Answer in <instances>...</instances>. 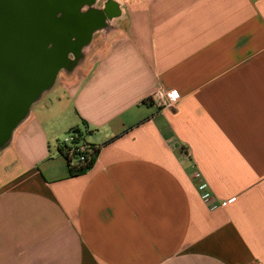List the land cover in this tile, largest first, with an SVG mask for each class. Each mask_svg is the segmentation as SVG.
<instances>
[{
    "label": "crops",
    "instance_id": "1",
    "mask_svg": "<svg viewBox=\"0 0 264 264\" xmlns=\"http://www.w3.org/2000/svg\"><path fill=\"white\" fill-rule=\"evenodd\" d=\"M94 6L113 12L46 91L64 97L0 148V264H264V0ZM73 129L97 148L83 173Z\"/></svg>",
    "mask_w": 264,
    "mask_h": 264
},
{
    "label": "water",
    "instance_id": "2",
    "mask_svg": "<svg viewBox=\"0 0 264 264\" xmlns=\"http://www.w3.org/2000/svg\"><path fill=\"white\" fill-rule=\"evenodd\" d=\"M56 5L54 0H0V148L53 86L69 55L89 42L66 45L80 14L70 10L59 19Z\"/></svg>",
    "mask_w": 264,
    "mask_h": 264
},
{
    "label": "built area",
    "instance_id": "3",
    "mask_svg": "<svg viewBox=\"0 0 264 264\" xmlns=\"http://www.w3.org/2000/svg\"><path fill=\"white\" fill-rule=\"evenodd\" d=\"M181 100L178 92L157 91L149 99L150 102L161 108L172 107ZM68 166L72 172L85 168L96 157L97 148L86 140L85 132L73 129L63 143H60ZM205 186L202 187L204 189Z\"/></svg>",
    "mask_w": 264,
    "mask_h": 264
},
{
    "label": "flooded vegetation",
    "instance_id": "4",
    "mask_svg": "<svg viewBox=\"0 0 264 264\" xmlns=\"http://www.w3.org/2000/svg\"><path fill=\"white\" fill-rule=\"evenodd\" d=\"M41 1L43 3L45 2V0ZM94 1L95 0H54V3H59L58 7L57 5L55 6L57 18L63 19L65 17L64 14L70 10H75L80 14L79 23L75 28V32H68L69 34H67L66 45H69V47L83 44L87 38L90 39V34L94 33V30L103 23L105 19V15L103 14L113 12V10L108 7H105V11L103 10L102 12L101 10H97L94 6ZM100 12L102 13L101 15ZM74 63L75 61H69L67 59L64 67H70Z\"/></svg>",
    "mask_w": 264,
    "mask_h": 264
},
{
    "label": "rangeland",
    "instance_id": "5",
    "mask_svg": "<svg viewBox=\"0 0 264 264\" xmlns=\"http://www.w3.org/2000/svg\"><path fill=\"white\" fill-rule=\"evenodd\" d=\"M88 8V7H87ZM90 42H88L86 45L82 46L81 49H80V52L79 53H75L76 55L74 54H71V58L74 60L77 56L79 57V59L84 56L85 52H87V49L88 47L91 45ZM77 57V58H78ZM77 64V62L75 61L74 64H72V66H75ZM61 77V76H60ZM61 85H60V82L55 84V86L52 88V90L46 92L43 96V102L42 104H46V103H51L52 101H57V99L61 98V97H64L62 96L63 95V91L61 90ZM70 131H68L67 133L63 134L60 136V143H63L66 139V137L69 135Z\"/></svg>",
    "mask_w": 264,
    "mask_h": 264
},
{
    "label": "trees",
    "instance_id": "6",
    "mask_svg": "<svg viewBox=\"0 0 264 264\" xmlns=\"http://www.w3.org/2000/svg\"><path fill=\"white\" fill-rule=\"evenodd\" d=\"M60 151H61V153H62V155L64 156V153H63V151H62V149L60 148ZM96 154H97V151H96ZM65 157V156H64ZM94 160H92L90 163H89V165L87 166V168H90L93 164H94ZM83 171H84V169L82 168V169H80L79 171H77L78 173H83ZM72 172V171H71Z\"/></svg>",
    "mask_w": 264,
    "mask_h": 264
}]
</instances>
